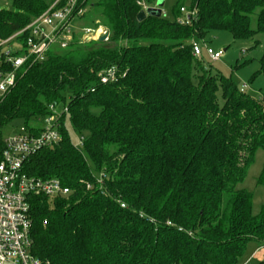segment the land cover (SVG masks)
Wrapping results in <instances>:
<instances>
[{"label": "trees", "instance_id": "1", "mask_svg": "<svg viewBox=\"0 0 264 264\" xmlns=\"http://www.w3.org/2000/svg\"><path fill=\"white\" fill-rule=\"evenodd\" d=\"M140 1L156 0H90L109 39L75 33L67 48L27 63L0 98V162L4 127L22 119L37 132L31 123L52 104L68 106L73 129L86 134L79 150L62 125L57 144L24 162L29 175L71 189L30 199L31 251L46 264H239L250 242L264 240V210L254 214L253 193L238 187L264 148V97L238 89L193 45L213 30L264 32V0H176L173 20H139ZM11 2L0 8V41L51 3ZM112 66L117 78L101 82Z\"/></svg>", "mask_w": 264, "mask_h": 264}, {"label": "built area", "instance_id": "2", "mask_svg": "<svg viewBox=\"0 0 264 264\" xmlns=\"http://www.w3.org/2000/svg\"><path fill=\"white\" fill-rule=\"evenodd\" d=\"M139 3L142 7L146 6L143 1ZM89 7L90 0H53L26 27L0 41V98L14 87L18 73L27 63L43 61L50 50L70 46L75 31H80L73 21L82 19ZM81 30L83 42L98 41L102 36H106L107 41L110 37L108 30L102 27ZM206 50L213 60H218L224 53V50H215L210 46ZM193 52L197 56L203 55V45L195 42ZM116 78L115 66L109 67L100 76L103 83ZM49 108L53 113L40 120L44 126L38 127L37 132L25 129L4 138L5 147L0 162V264H46L31 251L30 199L33 195H44L53 200L71 193V189L57 177H37L24 170L27 158L44 147L57 144L61 138L60 127L66 126L68 106L58 109L52 104ZM259 250H264V240Z\"/></svg>", "mask_w": 264, "mask_h": 264}, {"label": "rangeland", "instance_id": "3", "mask_svg": "<svg viewBox=\"0 0 264 264\" xmlns=\"http://www.w3.org/2000/svg\"><path fill=\"white\" fill-rule=\"evenodd\" d=\"M51 2V0H46ZM176 0H156L154 3H147L143 7L146 14H151L158 17H164L170 20L175 19L173 13V5ZM0 8L12 9L11 0H0ZM89 9V8H88ZM187 6L182 8L183 14L181 19L188 15ZM100 16L96 7H91L85 18L75 19L80 31H75L79 35L81 42H83L82 30L84 28H99L107 29L104 26L98 25ZM204 47L203 56L211 64L214 70L220 71L227 77H231L236 83L238 89L244 90L248 95L255 98L264 97V73L260 72V61L264 55V32L257 33L252 37L235 39L229 31L213 30L211 31L205 41L200 42ZM207 46L215 50H224L223 55L218 60H213L207 54ZM67 97H70V91H67ZM32 126L43 127L44 122L31 123ZM25 124L22 119H15L7 124L3 129V136L11 137L16 133L25 130ZM66 128L71 137L73 144L84 150L83 138L85 133L76 132L71 124L70 116L66 119ZM264 168V148L257 150L254 162L248 168L245 179L238 185L239 188H245L253 193V212L259 214L264 210V184H258V177ZM94 175L100 179L101 174L94 169ZM264 251V250H263ZM261 253L259 250V243L252 241L247 245L246 252L239 260V264H257L259 259L257 254Z\"/></svg>", "mask_w": 264, "mask_h": 264}, {"label": "water", "instance_id": "4", "mask_svg": "<svg viewBox=\"0 0 264 264\" xmlns=\"http://www.w3.org/2000/svg\"><path fill=\"white\" fill-rule=\"evenodd\" d=\"M146 16H147L146 12H145L144 10H141V11L139 12V14H138V19H139V20H142V19H144ZM105 39H106V36H102V37L100 38V41H105Z\"/></svg>", "mask_w": 264, "mask_h": 264}, {"label": "crops", "instance_id": "5", "mask_svg": "<svg viewBox=\"0 0 264 264\" xmlns=\"http://www.w3.org/2000/svg\"><path fill=\"white\" fill-rule=\"evenodd\" d=\"M260 251H261V253H259V254L256 255V257L259 259V261H261V260L264 259V251L263 250H260Z\"/></svg>", "mask_w": 264, "mask_h": 264}]
</instances>
